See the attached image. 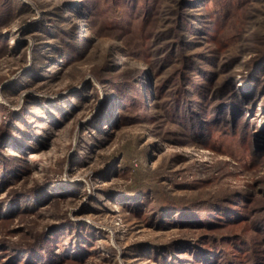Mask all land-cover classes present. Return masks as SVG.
Returning a JSON list of instances; mask_svg holds the SVG:
<instances>
[{
    "label": "rangeland",
    "instance_id": "1",
    "mask_svg": "<svg viewBox=\"0 0 264 264\" xmlns=\"http://www.w3.org/2000/svg\"><path fill=\"white\" fill-rule=\"evenodd\" d=\"M182 2L0 0V264H264V0Z\"/></svg>",
    "mask_w": 264,
    "mask_h": 264
},
{
    "label": "trees",
    "instance_id": "2",
    "mask_svg": "<svg viewBox=\"0 0 264 264\" xmlns=\"http://www.w3.org/2000/svg\"><path fill=\"white\" fill-rule=\"evenodd\" d=\"M182 3H183V5H185V8H188L189 6H193V4H194V2H192V0H183ZM82 8H84V7H82ZM64 13L66 14L67 11H65ZM184 14L185 13H183V15ZM184 18H183V16H181V19L179 20V23H178V27L179 26L180 27L183 26V22L186 20ZM187 21H189V19ZM174 53H175V50H174ZM241 99H242V97L239 95V93L232 88L231 89V92L228 93V96H226L225 98H222L221 99L220 104H219L220 106L218 105V107H217L218 108L217 109L218 113H220L223 110H226L227 108H225L223 106L224 105L227 106L229 103H231V105L234 103L233 109H232V111L234 112V114L237 115V114L241 113V111L244 110L243 109L244 108V105H242L240 103ZM247 99H249V97H247ZM185 103L187 105L189 104L188 102H185ZM181 105H182L181 103H180V107H179V105H176V107L178 108V110L180 108H182ZM219 107H221V108H219ZM174 109H176V108L174 107ZM227 112L230 113L229 111H227ZM172 113H173V111H172ZM192 116H193V114L191 115V117L188 120V121H190V126L189 127L191 128V131H192V129H199V128L200 129H205L206 128L205 125H201L200 123H198L197 120H199V118L197 120H194V117H192ZM219 121H218V123H219ZM205 131H207V130H205ZM262 134H264V132ZM193 138H196V137H193ZM200 141H203V140L200 139ZM237 209H239V208L238 207L232 208L230 206H227L223 210L222 209L217 210L219 212H216L214 215L217 216V217H220L221 219H229V220L232 219L231 222L228 221V223H234L235 222V216L239 212V210H237ZM139 210L143 211L145 209H141V208L140 209H137V208H134L133 209V212H137V211L139 212ZM139 213H141V212H139ZM220 215H222V216H220ZM155 219H157L156 221H158L160 223H163L162 222V219H161V216L158 217V213L157 212H154V214H152V221L154 222ZM215 219L216 218L212 217V218H210V221L209 222H207L206 224H203V225H205L206 227L213 226L215 224ZM165 221H167L166 218H165ZM188 225L192 226L193 224L192 223H188ZM218 225H220V223ZM47 238H49L47 233L46 234L45 233H41L40 235H37V239L31 245L28 244L29 246L27 248L30 249V251H34V252H32L30 254L31 256H30L29 261L27 262L28 264H40L39 261H40V259L43 256L40 255L38 251H42L44 249V243L47 240ZM216 238L217 237H214V236L211 235V237L209 236V238H207L206 240H204V241L202 240V241L196 243V246H198L200 248V251L198 253L197 252H192L193 255H195V256H193V258H195L193 260V264H219L220 263L221 258H220V256L218 257V255L223 252L222 249L221 250H218V253L219 254L217 252H215L213 254H207L206 253L207 251H209V252H214L215 251V250L212 251V249H213L212 248V246H213L212 243H214V240ZM49 242L52 243V240H50ZM56 243L59 244V241L57 240ZM80 244H81V241H79V243H76L74 245V248L73 249H75V246L78 247V245H80ZM223 246L224 247H229L230 244H227L226 243ZM236 250H239V249H236ZM70 252H73L72 249H71ZM83 252H87V249L86 250L83 249V251L82 250H80V251L79 250H77V251L74 250V253H75L74 254V257L70 253L67 258L62 257V256L60 257L58 253L54 252L55 254L53 255V257H55V258L53 260L58 259V260H60L59 263H61V264L64 263V261H66L67 263L77 262L78 260H81V258H82L81 256H82ZM149 255H151V254H149ZM149 255H148V258H152L154 260V264H167L166 262L161 263L159 261L160 260L159 258H161V257L157 256L158 258L157 257L155 258V256L153 254H152V256H149ZM235 255H237V257L239 256V254H238L237 251H235ZM169 257H171V256H169ZM216 258H218V261H216ZM222 261H223V259H222ZM173 262H175V261H173ZM10 263L14 264L12 261ZM222 264H242V263L240 261L236 260V258L232 254V255H229L228 257H226L224 259V261H223Z\"/></svg>",
    "mask_w": 264,
    "mask_h": 264
},
{
    "label": "bare ground",
    "instance_id": "3",
    "mask_svg": "<svg viewBox=\"0 0 264 264\" xmlns=\"http://www.w3.org/2000/svg\"><path fill=\"white\" fill-rule=\"evenodd\" d=\"M30 157H33V154H31Z\"/></svg>",
    "mask_w": 264,
    "mask_h": 264
}]
</instances>
